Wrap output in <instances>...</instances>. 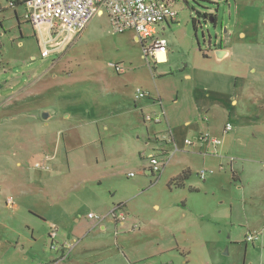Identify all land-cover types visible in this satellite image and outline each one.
<instances>
[{"label": "rangeland", "instance_id": "374dc122", "mask_svg": "<svg viewBox=\"0 0 264 264\" xmlns=\"http://www.w3.org/2000/svg\"><path fill=\"white\" fill-rule=\"evenodd\" d=\"M173 8L176 20L145 45H166L167 61L156 63L106 15L61 44L41 39L23 7L0 0V239L12 246L2 264H54L61 254L60 264H264V252L244 243L264 220V180L243 189V154L264 143V103L231 105L264 97V0H174ZM216 49L232 52L219 60ZM205 71L220 93L201 86ZM137 90L149 96L136 99ZM213 100L221 104L206 114ZM226 123L237 133L227 158L221 146L216 156L199 150L200 135L218 136ZM151 154L160 174L150 172ZM204 169L213 171L205 181ZM223 200L233 205L230 229L212 218ZM118 206L122 224L111 215ZM60 240L73 242L63 249Z\"/></svg>", "mask_w": 264, "mask_h": 264}, {"label": "built area", "instance_id": "2783aa9c", "mask_svg": "<svg viewBox=\"0 0 264 264\" xmlns=\"http://www.w3.org/2000/svg\"><path fill=\"white\" fill-rule=\"evenodd\" d=\"M9 6L18 5L24 8L23 20L39 34L51 40H58L63 44L70 38L78 36L96 15H106L112 31L114 33H123L132 31L135 33L136 40L140 41L143 47L144 56L151 57L156 63L167 61L166 45L158 39L145 46L147 41L156 35V27L161 24H167L176 20L177 12L174 10V0H8ZM45 46V54L50 51L47 42H42ZM162 56V57H161ZM117 73H124L122 66H114ZM136 99L149 96L140 90H137ZM145 121L156 124L161 123V117H146ZM232 129L229 123L224 125V133ZM172 142V138L170 140ZM221 140L212 137L209 132H203L198 140V145L213 149V153ZM187 146H193L191 141H185ZM149 169L152 174H160L163 169V163L156 155H149ZM211 171L202 170L199 175L201 180H205ZM134 173H129V177H134ZM117 211V213H114ZM111 215L116 222L123 223L125 215L120 212V207L111 211ZM90 220H100V218L90 213ZM57 236L56 227L51 225L48 235L50 248L57 249L55 242ZM259 238L258 233H250L245 237V243H253ZM68 244L66 248H69ZM66 256L62 254L60 258Z\"/></svg>", "mask_w": 264, "mask_h": 264}, {"label": "crops", "instance_id": "0c3cea01", "mask_svg": "<svg viewBox=\"0 0 264 264\" xmlns=\"http://www.w3.org/2000/svg\"><path fill=\"white\" fill-rule=\"evenodd\" d=\"M241 37H243V34H241ZM217 50L224 52L222 56L218 57L219 60H222V59L227 58L230 55V53L232 52V51H230V49H216V53H217ZM205 73H206V75L203 76V82H201V86L204 87V89L207 92H209L210 94H213V93L215 94L217 92L220 93V91L217 90V84H220L218 82V80L215 79V77L211 75L212 72L205 71ZM234 89H240V90L243 89V83H241L238 88L235 87ZM157 103L159 105H162V102H161V98L160 97H159ZM247 103H252V105L254 106L255 109H259V108L262 109V106L261 105L264 103V97L259 92H252V94L249 95L248 97L243 96L241 102L239 101L238 98H233V100L231 102V105H233L234 108H236L237 106H239V104H241L242 107H243V110H244L246 108V104ZM209 104H211V103H209ZM212 104H213L212 106H203L204 107L203 109H204V111H206L205 112L206 114H207V111L208 112L210 111V109H212V111L215 110L214 105H218V104H221V103H216L213 100L212 101ZM223 111L225 112V116L226 117H228V118H231L232 117L231 111H228V110L226 111L225 109ZM161 113L163 114V117H165V120H166V114H165V112L163 110H161ZM210 118H212V116ZM233 119L234 120H237V121L239 120L238 119V116L235 117V118L233 117ZM187 124H189V122H187ZM170 132H171V129H170ZM209 133H210V135L212 137H216V138H218V139L221 140L222 143L220 145L221 146L220 152H221V154H224V158L226 159L227 156H228V153H229V149H228V147H226V142L228 140L231 141L232 139H234L236 137V134L237 133L236 132H235V134L224 133V126H222L220 128V131L218 133V136H215V134H213L211 132H209ZM171 134H172V132H171ZM220 136H221L222 139L220 138ZM173 141H174V139H173ZM200 148L201 149L204 148L206 153L208 151H210L209 149H211V148L206 149V147L199 145V150H201ZM243 152H246V151L244 150ZM249 153H251L252 156L243 154V189H244V184H246V183H252V184L256 185V184L260 183L262 180H264V143L263 144H260L258 146H254L251 149V151H249ZM213 154L216 156L218 154L217 153V150H215V153H213ZM207 156L211 157V155H209V154H207ZM216 158H217L218 162L220 163L219 164V168L222 169L223 165H222L221 161L224 158L222 156H219V155ZM229 162H230V164H232L231 161H229ZM246 167H248V170L247 171H246V169H247ZM211 174H213V171H212ZM221 204H222V208H219L218 210H216V212H214L212 218L214 219V221H215V223H216V225L218 227H220V228H229L230 229L231 226L233 225V221H234V213H233V205H232V202H230L229 200H227V201H224L223 200V202ZM49 227H51V225ZM101 229H104V226H101ZM56 230H57V228H56ZM257 230L258 231L257 232H254V233H258L259 234V238L256 241H254L253 243H250V244H252V246L254 248H256V247L257 248H260L264 252V220H262V222H260ZM56 238L58 239L57 236H56ZM215 241L216 242H222V239L220 238V236H218V237L215 238ZM231 241H235L234 242L235 244H238V243H241L242 242V240H235V239H233ZM72 242L73 241H68V240L62 242V240H60L58 243L62 244L63 249H65L67 247V245L68 244H72ZM245 244H248V243H245ZM11 248H12V246L11 245L8 246V243L5 240H1L0 239V264H2V262H3V255H2V253L4 254V253L8 252L9 250H11ZM1 250H2V252H1ZM62 252L63 251H61V253ZM59 256H57V257H51L52 263H54V264H60L59 262L61 260H63L62 258H60L62 256V254H61L60 257ZM25 259L28 260L27 258H25Z\"/></svg>", "mask_w": 264, "mask_h": 264}, {"label": "trees", "instance_id": "16d2710c", "mask_svg": "<svg viewBox=\"0 0 264 264\" xmlns=\"http://www.w3.org/2000/svg\"><path fill=\"white\" fill-rule=\"evenodd\" d=\"M18 7V5H14L12 6V8H16ZM202 16L205 18V19H212V22L215 23V17L210 15V14H202ZM174 22V21H173ZM171 22V23H173ZM188 178V173L187 172H183L182 174H180L179 176H177L174 180V183H175V186L177 187H182L184 185V181Z\"/></svg>", "mask_w": 264, "mask_h": 264}, {"label": "water", "instance_id": "95a60500", "mask_svg": "<svg viewBox=\"0 0 264 264\" xmlns=\"http://www.w3.org/2000/svg\"><path fill=\"white\" fill-rule=\"evenodd\" d=\"M210 22H212V19H210ZM223 53H224L223 51H217V56L220 57L223 55ZM46 117H47V115L44 114L43 119H46Z\"/></svg>", "mask_w": 264, "mask_h": 264}, {"label": "bare ground", "instance_id": "6f19581e", "mask_svg": "<svg viewBox=\"0 0 264 264\" xmlns=\"http://www.w3.org/2000/svg\"><path fill=\"white\" fill-rule=\"evenodd\" d=\"M162 57V56H161Z\"/></svg>", "mask_w": 264, "mask_h": 264}]
</instances>
